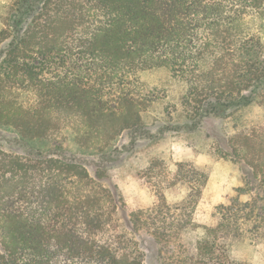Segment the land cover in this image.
<instances>
[{"label": "trees", "instance_id": "1", "mask_svg": "<svg viewBox=\"0 0 264 264\" xmlns=\"http://www.w3.org/2000/svg\"><path fill=\"white\" fill-rule=\"evenodd\" d=\"M156 68L185 86L188 127L264 108V0H0V128L25 142L67 131L78 148L111 158L124 133L144 127L149 101L131 82ZM228 146L257 182L264 132ZM102 178L79 162L0 147V264H243L230 247L262 222L255 199H235L217 209L216 225L197 226L194 188L179 205L127 213ZM197 228L194 250L178 244L181 255H168Z\"/></svg>", "mask_w": 264, "mask_h": 264}, {"label": "rangeland", "instance_id": "2", "mask_svg": "<svg viewBox=\"0 0 264 264\" xmlns=\"http://www.w3.org/2000/svg\"><path fill=\"white\" fill-rule=\"evenodd\" d=\"M131 86L136 98L149 101L142 113L144 127L135 133H124L111 158L78 148L67 131L55 141L25 142L12 129L0 128V147L13 154L39 151L79 162L91 175L102 169V183L116 189L127 213L153 208L161 201L179 205L194 188L199 195L192 219L197 226L208 227L217 224V209L222 205L235 199L243 203L255 199V215L262 221L258 234H249L247 229L252 223H247L244 237L232 243L230 254L243 264H264V147L255 160L260 175L256 182L250 180L241 155L234 154L228 146L236 134L252 129L264 132V108L255 104L227 117L208 116L191 128L182 115L180 102L185 86L174 80L167 69L143 71ZM103 95L110 105L116 101L112 90L106 89ZM118 214L121 217L122 212ZM201 235V228L184 233L168 255H181L178 244L194 250ZM148 260L155 262L151 255Z\"/></svg>", "mask_w": 264, "mask_h": 264}]
</instances>
